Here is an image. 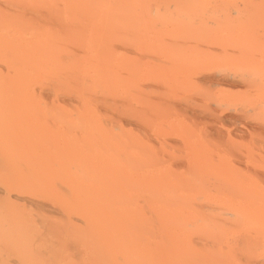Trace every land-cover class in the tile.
Instances as JSON below:
<instances>
[{"label":"rangeland","instance_id":"374dc122","mask_svg":"<svg viewBox=\"0 0 264 264\" xmlns=\"http://www.w3.org/2000/svg\"><path fill=\"white\" fill-rule=\"evenodd\" d=\"M52 3L0 0V81L33 78L39 118L88 109L100 131L2 132L0 172L35 184L40 173L145 165L144 185L188 206L199 252L264 264V0H113L109 12ZM20 94L0 96V115L23 114ZM41 120L60 126L50 117L28 124ZM58 182V191L69 186Z\"/></svg>","mask_w":264,"mask_h":264},{"label":"bare ground","instance_id":"6f19581e","mask_svg":"<svg viewBox=\"0 0 264 264\" xmlns=\"http://www.w3.org/2000/svg\"><path fill=\"white\" fill-rule=\"evenodd\" d=\"M62 1L63 8L67 10L109 12L113 9V0ZM52 2L44 0L48 7ZM18 78L15 83L0 81V96L17 92L26 97L22 105L25 106L23 114L20 109V112L7 110L0 115V133L5 134L4 139H12V136L13 139H76L72 137L74 129L85 133L100 131L94 115L88 109L70 117L49 109L42 111L39 118L36 110L38 103L31 85L36 80ZM17 99L19 101L21 98ZM34 108L37 115L32 110ZM46 117L60 126L50 130L45 120L37 122ZM34 119L37 123L29 125L28 122L32 123ZM136 146V149L132 144L130 146L136 151L135 156L142 154V148ZM126 161L124 173H40L35 175L38 178L35 184V180H30V173L26 177L15 172H0V264L232 262L229 255L220 257L199 252L196 247L200 240L191 235L188 206L166 203L173 195L172 191H165L166 187L163 189L155 183L154 187L150 184L147 187L143 184L147 178L145 165L133 168ZM25 178L32 183H26ZM55 180L69 186L65 185L66 188L58 191L52 186ZM58 181L54 184H59ZM37 193L41 194L43 200L35 198ZM29 207H32L31 210L40 208L43 214H40V209L31 214Z\"/></svg>","mask_w":264,"mask_h":264}]
</instances>
